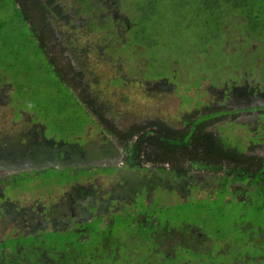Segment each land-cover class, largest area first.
Masks as SVG:
<instances>
[{
  "label": "flooded vegetation",
  "instance_id": "flooded-vegetation-1",
  "mask_svg": "<svg viewBox=\"0 0 264 264\" xmlns=\"http://www.w3.org/2000/svg\"><path fill=\"white\" fill-rule=\"evenodd\" d=\"M17 1L18 17L33 21L32 41L49 36L55 18L75 33L60 44L88 61L77 66L68 55L62 65L78 108L11 111L0 135V165L15 167L0 173V264H264V64H253L264 45L221 46L250 70L220 81L205 62L161 60L158 48V60L149 59L128 45L138 0ZM144 1L175 14L176 0ZM100 37L99 50L89 46ZM192 63L201 69L186 71ZM96 67L111 74L99 86L115 90L103 99L142 104L128 114L106 108L94 82L77 89L84 68ZM144 70L159 73L140 77ZM170 97L176 103L166 107ZM117 116L131 118L118 126ZM151 144H162L157 157ZM211 144L224 155L211 157Z\"/></svg>",
  "mask_w": 264,
  "mask_h": 264
},
{
  "label": "trees",
  "instance_id": "trees-1",
  "mask_svg": "<svg viewBox=\"0 0 264 264\" xmlns=\"http://www.w3.org/2000/svg\"><path fill=\"white\" fill-rule=\"evenodd\" d=\"M24 1L21 0V3L23 4ZM19 4L17 0H0V77L6 70L15 76L17 86H23L26 81L23 79L25 74L22 71L24 68L22 60L43 57L51 64L49 73L55 77L57 84L52 88L51 95L43 101L46 107L36 108L40 103L37 102L33 108L44 110L78 108L79 101L67 91L64 83L65 75L62 65L64 64L63 69H65L66 63L56 62L54 64L52 58L47 57L46 53L42 54L44 35L40 32L36 33L40 40L36 43L31 40V27L29 26V29L27 25L32 20L28 22L18 17L22 13V7L20 8ZM138 7V13L132 20L134 28L137 29L131 35L132 44L128 43V45H140L142 49L144 47L149 59L154 57V60H158L155 57V49L158 48L159 54L162 56L163 52L166 57L161 60H177L186 63L191 59L192 61L197 59L205 62V66H209L206 58L208 52L205 47L211 45V52L224 55L220 46L225 44L229 36L226 32L228 27L239 30L244 35L245 41L241 45L247 44L251 39H254L258 45H264V0H176L175 14L169 17L161 16L156 9L149 11L147 2L144 0H138ZM146 15L149 19L145 18ZM178 17L187 18V21L180 22ZM42 22L46 24L44 20ZM30 42L31 48L27 52ZM17 44H19L18 48ZM135 51L137 52V48ZM253 51L256 54L260 52V50ZM192 52L204 57L205 60L194 57L191 55ZM233 52L231 51L228 55L236 60ZM19 58L20 62H18ZM14 62L21 64L20 72L13 71L16 64ZM239 64L233 66L232 69H238ZM65 72L68 73V70ZM211 78H214L212 70ZM32 86H35V83H32ZM42 117L46 118V115ZM59 125L62 126L61 123ZM161 145L151 144L150 151L155 152L156 157L160 153L158 147ZM223 155V148L211 144V157ZM134 161L130 159L131 166L137 165Z\"/></svg>",
  "mask_w": 264,
  "mask_h": 264
},
{
  "label": "rangeland",
  "instance_id": "rangeland-1",
  "mask_svg": "<svg viewBox=\"0 0 264 264\" xmlns=\"http://www.w3.org/2000/svg\"><path fill=\"white\" fill-rule=\"evenodd\" d=\"M62 1L64 3L70 2V0H62ZM39 23L41 22L37 21V24ZM50 28H52L53 31H50L49 36H47L46 33L43 34L44 44L46 42V39L49 44L48 45L49 53H46V55L49 56V58H52L56 62H68L67 56L70 55L77 66L82 65L85 61H88V59L85 58L86 54L84 53V51L79 53L78 49L73 48L70 44H67L66 46H62L60 44V41L62 42L63 39L75 35L72 29L65 30L62 23L57 21L55 18L51 22H49V30ZM226 32L227 34H229L224 44L226 47L232 48L234 44L240 45L245 41L244 35L239 30L228 27ZM99 35L102 37V33H100ZM101 37L99 39V42L91 41L89 43V46L99 50V48H101L103 45L106 44V42H104ZM103 38H106V36H103ZM248 44L258 45L254 39H251L246 45ZM16 47L18 48L19 44H17ZM229 48H226V50H230ZM107 49L108 50L112 49L110 44L107 46ZM99 55L110 57L109 53L105 55L99 53ZM238 55H240V53L238 51H234L233 56H235L236 60H233L231 55L229 56V55L217 54L215 52H208L206 54V58L209 62V66H211L212 76L214 78L219 79L220 81H225L230 78L235 79L236 77H239L236 74L244 76V73L246 71H249L250 68L246 67L243 64V62H241L242 60ZM262 55L264 56V54ZM218 56H221L222 58H219ZM18 62H20V58ZM18 62H14L16 63L15 66L13 67L14 72H20L19 68L21 67V64L19 63L18 65ZM22 62L24 64V68L22 69V71L25 74L23 79L26 81V83L23 86L22 85L17 86V79H15V76L12 75L11 73H8L6 70L2 72L0 77V95L4 96V99L0 100V135H2L8 129V125H9L8 123L10 122V115L12 114L11 111L12 112L14 111V113L18 115L20 111L23 110L24 108L34 109L33 105L36 104L37 102L40 103L37 105L36 108L46 107L43 101L48 96L51 95V92L53 90L52 88L57 84V82H55V77H53V75L49 73V70L51 69V64L49 63L48 60L44 59L43 57H41V59L25 58L22 60ZM236 64H239L238 67L240 69L235 70L234 72L232 68L233 66H237ZM253 64L255 67H259L261 64H264V58L255 57ZM27 67H29L30 71L29 69L26 70ZM260 68L261 71L264 70L263 66H261ZM100 69L101 68L99 67L84 68L85 74L82 76V80L79 82V84H77L76 88L80 89V87L83 84L94 82L95 84L92 87L93 92L98 94V99L101 100L104 103V106L108 109H120L122 110V112H127L125 109L130 110L133 108H137L138 105L142 104V102L136 100H128L124 102L118 96L113 97L111 100L103 99L102 97H105L106 95L115 92V90L108 86H99L101 85L103 78L108 77L110 74V72L109 74L108 73L101 74ZM184 69L186 71L190 70L193 73L196 70L199 71L201 68H199V66H197L195 63H192L191 65L189 64L185 65ZM132 73L133 70H130L128 74V78L134 77L133 75L135 74ZM158 73L159 72H157V70H144L139 76L151 77V76H156ZM166 74L168 75L169 72H166ZM260 77L261 76L259 75L258 78ZM32 83H35V86H32ZM125 91L126 93H131L132 95L136 94L134 92H131L129 87H126ZM175 103L176 101H174V98L170 97L166 100L165 106L166 107L169 105L173 106ZM47 110H52V109H47ZM130 118L131 117L129 116H125V117L117 116L116 117L117 125L118 126L126 125L128 123V119ZM1 140L2 139L0 137V141ZM125 151H129L128 148L125 149ZM152 155H154V152L149 153L150 157H152ZM4 170L7 173H12L14 172L15 167L14 165H0V173L3 172ZM94 171H96V169H94ZM99 171L103 172V170L100 169ZM50 173L51 171L49 170L44 171L41 174V177L47 178L49 177ZM66 173H69V171L68 170L56 171L54 175L62 174L63 176H65ZM91 173H93V171H91Z\"/></svg>",
  "mask_w": 264,
  "mask_h": 264
}]
</instances>
